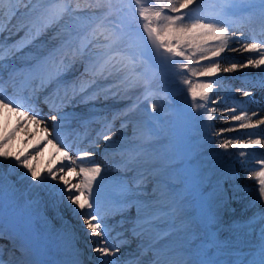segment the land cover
Masks as SVG:
<instances>
[{
    "label": "snow or ice",
    "instance_id": "6c2138e0",
    "mask_svg": "<svg viewBox=\"0 0 264 264\" xmlns=\"http://www.w3.org/2000/svg\"><path fill=\"white\" fill-rule=\"evenodd\" d=\"M150 3L151 7H145L142 0H134L138 12L133 11L129 16L125 13L124 0H0V34L8 32L7 37L0 39V114L4 110L17 112L26 120L35 121L37 126L45 124L43 131L46 133L43 145L34 146L33 152L13 153L8 145L17 128L11 132L5 130L0 135V160L12 161L13 166L24 169L23 175L37 182L34 187L49 189L51 181L62 183L57 192L76 206L74 211L80 214L89 237L87 254L81 252L77 242L68 243L71 258L67 264H139L138 260L122 261L118 255L120 246L109 245L106 239L113 230L108 220L116 216L121 217L116 222L117 226L123 228L130 223L131 228L127 231L133 236L149 239L145 251L150 249L154 253L151 264H264V214L259 221L253 218L254 222L261 224V230L251 258H247L249 254L236 250L231 259L222 260L224 243L212 232L206 233V240H202L195 250H189L193 240L200 239L201 225H215L212 203L222 200L227 192L239 189L238 185L224 187L233 178L230 170L213 182L214 162L194 167L182 155L179 145L174 151L164 153L150 147L156 130L149 124L155 117L146 121L135 116L139 97L123 109L114 111L110 118L106 114L86 118L77 111L81 105L90 104V112H104L103 108L97 107V102L116 98L120 85H126L125 92L129 87L142 88L144 99H148L152 95L155 70L161 67L185 77L182 83L187 86L195 109L206 107L211 99L213 82L199 78L212 77L220 71L217 58L228 49L232 39L229 26L234 21L230 17L243 13V19L258 18L264 32V0H218V6L213 5V12L208 11L204 0L200 3L197 0H150ZM137 15L142 22L143 36L135 31ZM50 28L54 34L48 40L40 41ZM21 31L24 35L19 40L8 43ZM28 47L33 51L20 57L25 61L23 66L17 68L15 63H4ZM242 48L256 54V57H249L246 64L233 63L225 71L264 66V40L256 42L253 38V42L243 43ZM203 61L210 62L203 70L191 67ZM79 66L83 71L74 76ZM150 69L153 70L151 74ZM5 72L7 79L4 78ZM121 73L123 76L118 84L104 83ZM189 75L197 77L195 83L187 78ZM254 87L264 89V75ZM8 89L12 90L11 94H6ZM243 95L248 97L252 94L244 91ZM41 97L50 116H42L41 110L35 107ZM120 98L131 99L126 95ZM211 102L216 104L219 100L211 99ZM24 107L33 115L29 117L28 111H21ZM150 107L155 113L156 104ZM260 110H264V106ZM215 111V108H208L204 118L211 122ZM252 115L256 117L258 113L253 112ZM46 119L52 122L51 130ZM231 119L241 122V129L264 125V119L252 123L246 110ZM116 120H120L119 130L123 131L129 125L132 128L131 135H123L119 143L113 141L116 133L112 129ZM73 122L84 127L90 123L101 125L96 138L88 141L92 150L78 152L76 159L81 161L79 165L69 151L54 143H64L61 137L75 131L71 127ZM227 130L221 129L217 134L222 136ZM75 134L87 138L81 133ZM48 136L52 138L48 139ZM100 139L112 142L106 144L103 155L121 175L105 174L102 177L104 168L94 159ZM233 139L239 149L257 146L264 149V139L260 138L247 142L240 138H227L219 148L227 151L233 145ZM47 144H53L60 154V167H48L41 172L33 161L35 153H41ZM65 147L69 145L65 143ZM245 154L244 151L239 153L240 156ZM85 161H90L91 166ZM259 163L261 170L254 175L258 181L260 203L264 204V160ZM128 172L133 175L127 176ZM133 209L134 217L126 215ZM6 215L23 237L25 245L21 252L26 253L33 243V225L47 222V204L39 196L20 199L0 174V220ZM247 227H253V223ZM123 235V232L117 233L118 237ZM173 235L176 239L171 243L155 247ZM93 253L98 255L89 260L88 256ZM0 264H3L2 260ZM20 264L32 262L23 260Z\"/></svg>",
    "mask_w": 264,
    "mask_h": 264
},
{
    "label": "bare ground",
    "instance_id": "6f19581e",
    "mask_svg": "<svg viewBox=\"0 0 264 264\" xmlns=\"http://www.w3.org/2000/svg\"><path fill=\"white\" fill-rule=\"evenodd\" d=\"M197 2H200V0H197ZM204 4L207 7L208 11H214L213 5L218 6V0H204ZM195 7V6H192ZM254 23V22H253ZM250 22L245 21H238L234 28L239 30H245L247 32V36L251 35V32L249 30ZM231 35V34H230ZM254 35V34H252ZM232 39L229 41L228 49H226L219 58H217L219 64H220V71L216 74H220V78L215 77L214 75L212 77H200L201 80H211L213 82V89L210 93L211 99H217L221 95L224 96L222 100H220L216 104H212L211 99L208 101L206 107H202L200 109H195L193 107L191 97L190 95L188 98V108H180V112L182 115H190L193 111H197L200 115V119L202 122L196 123L195 126H192V121L190 122L191 127L190 129H187L184 131L182 136L186 140V148L190 149L191 153V159L194 158V162L197 165V167H204L209 162H214L216 165L215 168V174L213 176V182H215L216 179L220 177L225 171L230 170L233 174V178L228 181L227 184H225V188H231L232 183L235 181H241L239 184V190L245 187L246 184L251 183L252 181H257L254 173L260 171V169H251V167L260 165V161L264 160V149L260 147H254V148H248V149H239L235 146V139H233V145L227 150H223L219 148V144L224 142V139L227 138H240L242 142H247L250 139H264V125H260L258 129H241L239 127V124L241 122L233 121L231 117L233 115H241L242 110H246L248 113V116L252 123H256L257 119H264V110H260L262 106H264V89L259 87H254L258 83V77L255 79L246 77V80L243 78H239L232 74H242L245 73L248 69V72H254V67L247 66V67H238L237 69L233 71H225V69L230 68L233 63L240 65V64H246L247 59L249 57H256V54L249 53L243 51L242 45L243 43L248 42V39L246 36L239 35L237 33L232 34ZM50 38V37H49ZM40 42V41H39ZM36 42V43H39ZM260 42V41H259ZM232 49H237L233 51ZM25 52L29 51L28 48L23 49ZM210 62L209 61H203L199 64H192L191 67L197 71L203 70L204 67H206ZM253 70V71H250ZM83 71V67L79 66L78 71H76L74 74L79 75V72ZM150 72V70H149ZM257 74V72H254ZM73 74V75H74ZM151 74V73H150ZM74 75V76H75ZM223 75V76H221ZM123 76V75H122ZM122 76H118L117 78H114L113 81L109 78L108 81H105V84L108 83H119L120 78ZM174 79L175 83L171 82L169 79ZM165 83L161 81L160 78L156 75L153 76L152 79V95L148 99H144L143 95V89L139 87H129L127 88V91L125 92L124 89L126 85H120V93L116 98H110L107 101H98L97 107H101L104 109V112L98 113L101 115H108L109 118L111 117V114L114 111H118L122 108L117 107L119 104H123L124 101H128L129 104H131L133 101H135L139 97V103L138 107L135 113V116L138 119L141 120H150V117H155L154 120H150V127H154L156 130V135L154 137L153 144L150 147H154L155 150L164 153V152H172L171 145L174 144L176 146H180V142L177 139V136L173 139L170 134L166 132V130L159 126H156L158 122V111L156 110L155 113L151 112L150 103L156 102L161 104V91L166 90L169 93L175 92L176 94H180L182 91L181 87L178 86V83H182L183 79L185 78L183 75H177L174 70H168L164 73ZM188 79L193 80L195 83L197 80V77L188 76ZM161 86V87H160ZM256 88V89H253ZM162 89V90H161ZM115 90V89H114ZM244 91H249L252 95L250 98L245 97L243 95ZM127 96L131 97V99H123V102L119 103L117 100L121 99V96ZM241 95V96H240ZM239 97V98H238ZM218 100V99H217ZM152 101V102H150ZM231 103L233 106L228 110V108H225L226 104ZM163 105V104H162ZM225 106V107H224ZM87 105H81L77 111L80 109L83 110L86 108ZM92 105L89 104V108H91ZM224 107V109H223ZM113 108H115L113 110ZM208 108H215L216 111L214 113V119L211 122H208L204 116H206V112ZM253 112H257L258 116L254 117L252 114ZM85 117L86 115L83 114ZM195 117H199L197 114H195ZM86 118H89L88 116ZM191 119V117H188ZM20 122L19 124L17 122ZM117 122V124H116ZM176 123V121H175ZM101 126L99 123H90L88 124V128L85 132L86 139H83L82 136H79L76 141V146L84 147L87 145L88 147V141L95 139L96 137L90 138V135L92 134L91 131ZM16 127V135L13 138L12 141L9 142V149L10 151H17L18 147H20L19 152L21 151L25 152L27 148H30L28 152L34 151V146H42L43 141L45 139L46 133H42L43 127L37 126V124L33 123L32 121H27L26 119H21L19 114L17 112H11L9 113L7 110H4L2 114H0V135H3L5 130L7 132H11L12 129ZM22 128V129H21ZM20 129V130H19ZM120 129V120H116L114 122L113 131H115L116 135L113 137V141L119 143L120 138L123 135H129L131 133L132 128L131 125L123 131ZM162 129V130H161ZM221 129H229L227 131L223 132V135H218L217 133L220 132ZM40 133V135H39ZM91 133V134H88ZM178 136L182 139L181 135L178 134ZM52 138L51 136H48V139ZM63 137H61L62 139ZM89 139V140H88ZM35 141V144L33 142ZM112 143L111 141L106 142L102 139L99 140L98 144V150L97 154L95 156L96 161H98L102 168H104V172H102V177L105 176V174L108 175L109 169L113 168L112 163H110L109 159H106L103 155V150L106 146V144ZM63 144V143H62ZM65 144V142H64ZM48 146V145H47ZM47 148V147H45ZM89 150H92L88 147ZM182 149V148H181ZM185 151L182 152L185 154ZM244 151L246 154L244 156L236 157L232 152ZM25 152V153H28ZM37 154V157L35 155V160L33 161L34 164L37 165V167L42 170V166L44 165V168L48 167H60V164L57 161V164L54 163L53 159L54 157H47L45 149L43 147V151L41 153H35ZM73 157V155H71ZM233 157V158H232ZM235 157V158H234ZM74 159V158H73ZM116 160L119 159V157L115 158ZM51 161V163H49ZM115 161H113L114 163ZM81 163V161H80ZM0 164L4 166L5 170H8L10 166V161H3L0 160ZM77 165H79L76 162ZM193 165V164H192ZM109 168V169H108ZM43 169V170H45ZM237 169V173L234 172ZM42 170V171H43ZM1 171V170H0ZM24 169L13 166V162L9 171V175L7 176V181L5 182L6 185L9 184L12 177H18L17 183L13 186V188L17 192V196L20 199L23 198H30L34 196H39V198L44 201L47 204V222H41L39 225H35V231L39 233V237L34 236L33 241H39L40 236L44 239L51 240V243H58L57 251L53 256H51L48 260L43 256L42 253H40V258H38L39 261H41V264H61L57 262V257L60 254V260H66L67 262L70 260V248L67 246L69 242L72 241H78L79 238L75 240H71L72 234L75 235V233L68 229L69 224L67 222H72L75 220H79L80 225L85 228L84 233L87 234L86 226L81 220L80 214L76 211L75 205H71L70 202H68L63 195L57 192L58 188H62V183L59 181H56L57 185L54 188H49V192H56L54 196L49 198L50 195L45 193V189H42L38 191V187H34V185L28 189L26 193H23L28 185L30 184V179L26 178L23 173ZM78 171V168H77ZM244 175V178H240V175ZM69 175V174H65ZM127 176L131 177L133 174L131 172L126 173ZM99 179V178H98ZM247 182H245L244 180ZM72 182H76L75 180H72ZM258 182V181H257ZM37 183V182H36ZM36 185V184H35ZM236 185V184H235ZM24 187V191H21L20 188ZM38 191V192H37ZM237 190L229 191V194H225L222 200H217L212 203V212L216 214V221L220 223V226H218V231L216 236L217 237H225L227 240L228 237L232 242V244H244V245H251V247L257 246L259 243V232L257 228L260 227V223L254 222L253 218H255V221L260 220V216L264 214V206L260 207L259 205H256L254 203H251L246 199V195L243 192L235 193ZM232 194V195H231ZM54 210L57 214L54 213ZM95 211V210H93ZM66 216L70 217L66 219ZM65 217V218H64ZM53 219H55L53 221ZM66 220V224L64 221ZM227 222L235 221L236 224L234 226L229 227L227 225ZM109 221H112L111 224ZM117 220H108V223L110 225H113V230L110 234V236L106 237L108 239L109 245L121 246L122 243H125V239L123 240H117L116 235L119 232L123 231V228L116 225ZM252 222L253 227H247V225ZM257 226V227H256ZM256 227V228H255ZM4 222L0 220V239L7 240V239H13L14 234L18 231L12 229L10 233L9 230L5 229ZM240 229L241 231L239 233L231 232L232 230ZM256 231V232H255ZM255 232V233H254ZM62 234V236H61ZM71 235V236H70ZM85 237V236H83ZM116 237V238H115ZM69 238V239H68ZM97 240L102 238H95ZM176 239V236H170L166 240H162V243H169ZM69 240V241H68ZM75 241V242H76ZM34 245L36 243L34 242ZM37 246V245H36ZM64 248L63 251H59V247ZM86 246V245H83ZM256 248H251L250 253L255 252ZM233 254V253H231ZM98 254H91L88 256L89 260H92L95 256ZM120 256V253L118 254ZM66 256V257H65ZM154 256V254H153ZM152 256V257H153ZM151 257V258H152ZM113 257H110L112 259ZM121 258V256H120ZM136 257H134L132 260H135ZM6 260L3 262L5 264ZM9 263V262H8Z\"/></svg>",
    "mask_w": 264,
    "mask_h": 264
},
{
    "label": "rangeland",
    "instance_id": "374dc122",
    "mask_svg": "<svg viewBox=\"0 0 264 264\" xmlns=\"http://www.w3.org/2000/svg\"><path fill=\"white\" fill-rule=\"evenodd\" d=\"M124 3H125V13L127 14V15H132V13H133V11H136V12H138V6H136L135 4H134V0H124ZM142 3L144 4V6L145 7H151L152 6V4H150V0H142ZM197 3H200V2H197ZM193 6H195V5H193ZM240 15H244L243 13H241ZM141 23L142 22H139V17H138V15H137V22L135 23V31L137 32V34L139 35V36H143V30H142V26H141ZM222 26H224V25H222ZM49 30H51V32L50 33H48L47 35H46V32H45V34L40 38V41H46V40H48L49 39V36L52 34V31H53V29L52 28H50ZM229 33L231 34V33H234L233 32V30L231 29V26H229ZM54 34V33H53ZM37 42H39V41H37ZM28 49H29V52L30 51H33V49L32 48H30V47H28ZM152 71L153 70H150V73H152ZM167 71V68L166 67H161L160 69H158V70H155V75L156 76H158L159 78H160V81H161V85H162V82H164L165 83V78H164V76H163V73H165ZM123 75V73H121L120 74V76H122ZM111 79V81H113V79L114 78H110ZM171 82H173V83H175L173 80L171 81ZM176 84V83H175ZM178 86H180L181 87V89H182V91L180 92V94L178 95V94H176L175 92H173V93H168L167 91H163L162 89V91H161V104H159V103H156V102H152V103H150V106H151V104H153V103H155L156 104V106H157V111H158V114H157V117H158V122L156 123L157 125L156 126H159V127H161L162 129L164 128L165 130H166V132L168 133V134H170V136H172V138L174 139L175 138V136H177V139L179 140V142H180V149H181V152H184V150H186L185 151V154L184 153H182V155L183 156H186L191 162H192V164H193V166L194 167H197V165L195 164V162H194V158L193 159H191L192 157H191V153H190V149L189 148H186V145H185V143H186V140H185V138L183 137V136H181L182 137V139L178 136V133L179 132H181L182 134L184 133V131H186L187 129H190V127H191V124H190V122L192 121V126H195L196 125V123H198V122H202V120L200 119V115L201 114H198L197 113V111L195 110V111H193L192 112V114H190L189 116L188 115H182L181 114V112H180V108H188V96H189V94H188V92H187V86L186 85H184V84H181V83H178L177 84ZM161 87V86H160ZM219 101L221 100V99H223V97H222V95L220 96V97H218L217 98ZM123 101V99H119V100H117V102H119V103H121ZM163 104V105H162ZM226 106V107H225ZM224 107L225 108H228V110H230V107H231V105H225ZM224 107H223V109H224ZM195 114H197L199 117H195ZM188 117H191V119L190 118H188ZM181 118V120L178 122V119H180ZM175 121L177 122V123H175ZM22 129V128H21ZM161 129V130H162ZM20 130V129H19ZM129 135H131V133H129ZM180 135V134H179ZM185 143H184V142ZM33 144H35V141L33 142ZM47 145H49L48 146V148H47V152H48V155L49 156H54L55 154L57 155L58 153L56 152V148H54L53 147V145H51V144H47ZM176 145H174V144H172L171 145V149L174 151L175 149H176ZM19 149H20V147H18V150L17 151H13L12 150V152L13 153H18L19 152ZM29 149L30 148H27L26 150H25V152H28L29 151ZM239 151H233L232 153L234 154V156H236V157H240V155H239V153H238ZM55 155V156H56ZM36 157H37V155H36ZM233 158V157H232ZM235 158V157H234ZM11 165H12V161H10V166H9V168H8V170H5L4 169V166L2 165V164H0V174H2V176H3V178H4V182H6L7 181V176L9 175V171H10V168H11ZM260 167V166H259ZM43 169H45L44 168V165L42 166V170ZM253 169V168H252ZM42 170H40L41 172H42ZM238 171H240L239 169H237L236 171H234V172H238ZM240 178L242 179V178H244V175H240ZM18 177H12L11 178V180H10V182H9V184L8 185H11V187H13L16 183H17V181H18ZM244 180V179H243ZM245 181V180H244ZM241 181H235V182H233L232 183V186L233 185H237V184H239ZM246 182V181H245ZM29 185H28V187L26 188V190L24 191V187H21L20 188V190L21 191H24L23 193H26L27 191H28V189H30L33 185H34V183H35V181H29ZM74 183V182H73ZM247 183V182H246ZM51 185H54V186H56L57 185V183H56V181H51ZM225 187V186H224ZM39 190L41 189V188H38ZM38 190V191H39ZM42 190V189H41ZM238 192H243L245 195H246V199L248 200V201H250L251 203H254V204H256V205H259L260 207H262V206H264V204H262V203H260V200H259V196H258V182L257 181H255L254 180V182L251 180V183H249V184H246L245 185V187L244 188H242L241 187V189L239 190H237L235 193H238ZM48 194L49 195V189H45V193L44 194ZM52 194L49 196V198H51L52 199V197L54 196V194L56 193V192H54V191H52L51 192ZM230 192H227L226 194H229ZM232 195V194H231ZM48 213V212H47ZM54 213L55 214H57L56 213V211L54 210ZM129 215H132V213H130ZM65 218V217H64ZM68 218H70V217H68V216H66V219H68ZM55 219H53V221H54ZM2 221H5V222H7L9 225H11V218L9 217V216H5V218L2 220ZM224 221H226V220H224ZM64 223L66 224V220L64 221ZM68 224H69V227H68V229L69 230H71V233H72V231L75 233V235L74 234H72V238H70L71 240H75L76 238H77V236H78V238L79 239H81L79 242L80 243H78V241H76L77 243H78V246H79V248L82 250L83 249V254H87L86 253V246H87V244L89 243V237H88V235H86L85 233H84V231H85V228H83L81 225H80V223H79V220H75V221H73V223L72 222H67ZM226 223H227V221H226ZM234 224H236V222L235 221H232V222H229V224H227V225H229V227H230V225L231 226H234ZM218 226H220V223L218 222V221H216V223H215V225L214 226H207L206 228H203V232H202V234H204V235H201L200 236V239H194L193 240V243H192V245H191V248L192 249H190V250H195L200 244H201V241L202 240H206V233L207 232H212L213 234H214V231H215V233H217V231H218ZM260 227H258L257 229L258 230H260L261 229V224L259 225ZM33 227L35 228V224L33 225ZM205 227V226H204ZM257 227V226H256ZM255 227V228H256ZM123 228H124V226H123ZM124 230H125V228H124ZM241 230L238 228L237 230H232L231 232H234V233H239ZM256 232V231H255ZM254 232V233H255ZM34 236H37V237H39V233L38 232H36L35 231V229H34ZM82 235H85V238H84V240H82ZM62 236V235H61ZM71 236V235H70ZM40 240H41V242H39V241H36V239H35V243H36V245H37V247H38V249H39V252L40 253H42L43 254V256H45V258L48 260L51 256H53L56 252H58L57 251V248H55V247H58V243H51V240H47V239H44V238H42L41 236H40V238H39ZM69 239V238H68ZM219 240L220 241H222L223 243H224V246H226L227 244L229 245L231 242H232V240H230V238L228 237V239L226 240L225 239V237L223 236V237H219ZM69 241V240H68ZM80 245L82 246V247H80ZM83 245H86V246H83ZM55 246V247H54ZM229 248H233V249H224L223 250V254L220 256V258L222 259V260H224V261H228L229 259H231L232 258V255L230 254V251H236V250H239V251H242L243 253H245V254H249L248 255V257L247 258H251V256H250V254L251 253H248V250H250V249H248V248H251V245H244V244H230L229 246H228ZM252 248H256V246L255 247H252ZM235 249V250H234ZM59 251H63L64 252V250L62 249V246L61 247H59ZM213 251H215V250H213ZM121 254H123V253H121ZM66 257V256H65ZM60 260V254H59V256L57 257V261H59ZM58 263H61V264H67V261L66 260H62L61 262L59 261ZM52 264H55V263H52Z\"/></svg>",
    "mask_w": 264,
    "mask_h": 264
}]
</instances>
